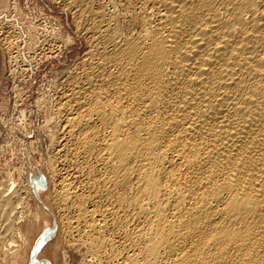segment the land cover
Instances as JSON below:
<instances>
[{"label":"bare ground","instance_id":"6f19581e","mask_svg":"<svg viewBox=\"0 0 264 264\" xmlns=\"http://www.w3.org/2000/svg\"><path fill=\"white\" fill-rule=\"evenodd\" d=\"M62 3L88 46L47 85L51 175L0 188V264H49L57 234L82 264H264V0ZM24 189L51 216L32 244Z\"/></svg>","mask_w":264,"mask_h":264},{"label":"rangeland","instance_id":"374dc122","mask_svg":"<svg viewBox=\"0 0 264 264\" xmlns=\"http://www.w3.org/2000/svg\"><path fill=\"white\" fill-rule=\"evenodd\" d=\"M62 1L0 0V188L4 187L3 189H7L8 192L13 184L15 185L13 189L28 187L31 174H34L37 166L43 170L44 174L51 175L45 162L49 153L48 141L41 127L45 119L44 101L46 98L48 100L51 90L48 86L59 73L72 66L77 61V56L81 57L88 46L87 40L79 34L75 10L63 4ZM9 30H15L11 33L12 35L17 33L14 34V39L11 37L15 41L10 42V37L7 41L3 39L7 35L5 31ZM16 38H19L18 41ZM32 41H35L36 45ZM28 43L33 44V47ZM57 44L64 45L60 48L61 50L65 47L63 55L54 57L53 60H44L42 63L35 61L41 49L44 50L51 45L57 47L59 46ZM27 45L31 46L29 47L31 52L27 50ZM17 55L19 58L16 57ZM24 190L23 200L27 202L24 201L25 210L23 208V213L18 215L19 218L22 216L18 225L22 223L21 226L25 225L24 227L27 228L34 226L33 237L31 236L33 240L30 241L32 244L37 233L47 224L46 222H51V216L43 214L37 199L33 198V194L26 189ZM42 198H46V195ZM48 202L54 208L51 198ZM57 235L50 238L40 250L39 259L47 260L49 264H82L83 256L86 255L85 248L78 249V246L73 247L65 243V247L62 244L63 246L58 248L57 255L55 254ZM82 251L83 253H80Z\"/></svg>","mask_w":264,"mask_h":264}]
</instances>
